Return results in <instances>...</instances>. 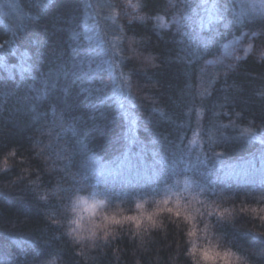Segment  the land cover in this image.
Listing matches in <instances>:
<instances>
[{
    "label": "trees",
    "instance_id": "trees-1",
    "mask_svg": "<svg viewBox=\"0 0 264 264\" xmlns=\"http://www.w3.org/2000/svg\"><path fill=\"white\" fill-rule=\"evenodd\" d=\"M129 2L0 0V264H264V0Z\"/></svg>",
    "mask_w": 264,
    "mask_h": 264
},
{
    "label": "clouds",
    "instance_id": "clouds-1",
    "mask_svg": "<svg viewBox=\"0 0 264 264\" xmlns=\"http://www.w3.org/2000/svg\"><path fill=\"white\" fill-rule=\"evenodd\" d=\"M110 7H118L117 6V4H115V5H110ZM247 126V125H246ZM39 202V201H38ZM62 203H63V201H61ZM62 225H59V224H57V226H56V228H58L59 229V231H61L62 230ZM62 238H63V240H65V241H67V235L65 234V235H62L61 236ZM60 237V238H61ZM75 247L77 248V249H80V248H82V247H90V245H86L85 243H83V242H76V244H75ZM234 251H237L238 253H240V254H244V251H240V250H238V249H233ZM77 254H79V253H77ZM250 259H251V257H250ZM45 264H49V261H46L45 262Z\"/></svg>",
    "mask_w": 264,
    "mask_h": 264
},
{
    "label": "snow or ice",
    "instance_id": "snow-or-ice-1",
    "mask_svg": "<svg viewBox=\"0 0 264 264\" xmlns=\"http://www.w3.org/2000/svg\"><path fill=\"white\" fill-rule=\"evenodd\" d=\"M128 5H129L130 8H140V4L139 3L133 4V3H131V0H130ZM139 19H143V17H139ZM157 23L158 24L160 23V18L159 17H157ZM248 131H249V129H245V132H248ZM205 258H207V256H205Z\"/></svg>",
    "mask_w": 264,
    "mask_h": 264
},
{
    "label": "rangeland",
    "instance_id": "rangeland-1",
    "mask_svg": "<svg viewBox=\"0 0 264 264\" xmlns=\"http://www.w3.org/2000/svg\"><path fill=\"white\" fill-rule=\"evenodd\" d=\"M88 209L92 210V206L88 207Z\"/></svg>",
    "mask_w": 264,
    "mask_h": 264
}]
</instances>
